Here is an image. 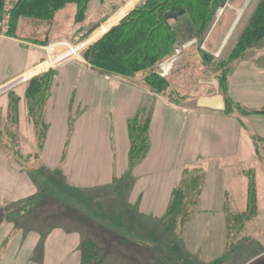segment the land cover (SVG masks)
<instances>
[{
	"label": "crops",
	"instance_id": "0c3cea01",
	"mask_svg": "<svg viewBox=\"0 0 264 264\" xmlns=\"http://www.w3.org/2000/svg\"><path fill=\"white\" fill-rule=\"evenodd\" d=\"M3 41L7 46L0 45V86L22 77L35 65L34 53L24 49L20 52L17 41ZM206 53L204 59L208 61L216 51L210 47ZM250 54L257 68L264 69V47L252 48ZM19 56L26 60L22 63ZM226 65L232 91L240 87L232 76L236 65L229 60ZM88 67L66 62L59 68L51 97L41 114V126L29 112L26 90H17L12 97L17 116L6 123L0 118V133L11 136L10 143H0V208L27 205L32 212L31 202L41 192L43 199L55 205L52 209L56 210L48 214L59 215L48 221L41 218L35 222L32 218L26 225L14 221L5 227L0 250L8 248L0 253V264H83L86 241L99 248V260L96 259L100 264H111L114 249L108 239L125 249L156 254L157 237L144 235L145 225L149 217L158 220L165 216L184 170L203 175L204 185L198 210L183 230L182 243L192 257L204 264L222 260L227 248L226 208L229 214H236V199H244L248 208V180L243 173L247 170L241 168L246 166L257 171V175L262 172L254 162L243 164L256 155L251 135L256 145L264 142V105L259 107L233 92L220 94L219 84L211 81L202 84L215 88V96L223 97L224 110L183 114L164 104L161 96L153 95L157 102L151 113L150 148L131 177L128 126L131 120L141 117L151 95L123 79L107 80L104 73ZM261 90L257 89L259 93ZM227 102L231 112L227 111ZM4 107L2 104L0 109ZM167 107L175 109L164 111ZM238 108L253 114L244 115ZM248 120L252 130L248 127L249 132L244 133ZM37 125L46 129L40 147ZM229 125L233 142L228 137ZM36 166L39 170H35ZM45 176L55 179L48 181L49 186L53 184L52 192L48 186H43L45 192L40 190L37 177ZM126 176L131 177L130 182ZM242 181L245 184L241 188ZM104 193L111 195L113 201L122 202V210L111 202L97 201V195ZM9 217V213H0V231L3 223H9Z\"/></svg>",
	"mask_w": 264,
	"mask_h": 264
},
{
	"label": "rangeland",
	"instance_id": "374dc122",
	"mask_svg": "<svg viewBox=\"0 0 264 264\" xmlns=\"http://www.w3.org/2000/svg\"><path fill=\"white\" fill-rule=\"evenodd\" d=\"M17 1L18 0H3L0 2V43L2 42L0 45L2 47L7 46V43L3 41L7 39L9 41L12 40L13 44L17 41V47L20 52L24 49L34 53L35 65L27 74L25 73L22 77L12 79L3 86H0V106L2 104L5 105L2 110L0 109V118L5 123L12 119V116H14V118L17 116L15 109L17 105L15 106L12 103V97L16 93L15 91L18 90L24 93L26 90L25 92L28 95V91L34 79L45 76L50 80L49 93L45 91L41 93L43 100L39 103L42 107V114L51 97L52 89L56 84L55 79L58 77V70L66 62L87 64L89 66L88 68L98 71L99 69L87 60L89 48L104 39L113 29L120 26L134 10L142 6L146 0H89L87 3H83V6L70 0L66 4H61L55 12L51 11V13L46 15H35L33 10L29 9L20 10L19 13L16 11L14 14L17 15V18L14 19L11 13L12 10L15 9L14 7ZM262 2L263 0H222L211 16L209 25L202 33L195 31V25L191 22L186 21L180 24L178 29L181 32V45H177L173 52L163 58L162 61L158 62L155 69L156 74L165 80L167 85V89L163 88L160 94H156L151 89L150 84L152 79H148V72L146 71H141L134 77L99 71L106 75L105 77L107 80L111 78L123 79L129 84L136 85L138 88L140 87L144 89V91L147 90L149 92L152 98L148 96V104L146 108L141 110V116L151 115L153 112V108L156 106L157 102L156 99H153V95L161 96L164 100V104L172 105L176 107L179 112L188 114L202 112L201 110H204L195 108L196 102L199 99L213 98L215 96V88H210L208 85L202 83L211 81L217 82L220 86V78L224 76L223 72L227 66L226 61L229 60L236 65L237 71L232 76L234 79H238V83L235 82V84H238L240 87H235V89L231 91L229 90L228 82H226V84H222V87H220V94L227 95L229 92H233L242 98L248 99L249 101L251 100L252 103L259 107L263 106L264 69L257 68L258 65H256L257 63L254 62L250 54L252 48L247 49L240 56L234 54ZM84 6L86 7L85 15L79 18L81 7ZM128 6H131V8L123 14L117 24L112 25V22L121 16V13H123ZM99 32L103 33L101 38L90 43L86 47V44ZM258 45L260 46L255 47H264V41H261V44ZM8 46L10 47L11 45L8 44ZM69 47H84V49L80 51L79 56L63 60L70 52ZM210 47L216 51V54L215 57H210V60L207 61L204 59L206 56L205 53ZM254 52L255 50H253V53ZM19 60L23 63L26 59L19 56ZM45 64H49L51 67L26 78L30 72H34ZM166 69L168 74L162 77L160 74H164ZM258 88L259 90L262 89L261 93L257 91ZM227 105L228 110L231 112L233 109L230 103L227 102ZM174 107L169 108L175 109ZM169 108L163 109L164 111H170ZM240 110H243L240 113L246 115L244 113L246 110L242 108H240ZM249 113L253 114L252 112ZM259 117L262 116H258V118ZM33 119V121H35V118ZM249 120L244 124V133L248 131V127H252V123ZM173 122L176 126L180 127V123L175 122L174 119ZM39 123L41 124V122ZM231 127L232 126L229 125L227 132L228 137L231 138L230 141L233 142L234 137L231 136L229 131ZM35 131L37 142H39L40 147L41 142L45 139V135L44 132H42V127H38V125ZM174 131L176 132L177 128H174ZM245 138L249 139L248 137ZM251 138L256 146V155H253L252 160L245 159L244 162L246 163L243 165L254 162L260 166L258 170L262 172L257 175V171H252V169L250 170V168H246V166H243L241 169H243V171L247 170L243 172L245 179L248 180L247 197L249 199V197L253 198L256 195V199H253L256 201L257 207L255 210L252 209L251 217H249L248 221L244 224L235 223L226 208V255L222 260L213 264H264V142L257 143V146L252 135ZM10 139L11 136L9 134L0 133V143H10ZM143 160H141V162H143ZM140 163L132 168L130 167V172H128L129 176L132 177L134 169ZM35 170H39V167L36 166ZM187 174V170H184L182 180ZM129 176H126L128 182L131 181V177L129 179ZM46 177L47 176L37 177L40 190L45 192L43 186H48L50 188L49 192H52L53 189L51 185L53 184L49 186L48 181L55 179L52 177H48V179ZM55 178H58V176L55 175ZM245 182L247 186V181ZM244 184V181H242L240 187L242 188ZM112 198L111 195L108 196L104 193L102 196L98 194L96 199L97 201L100 200L102 204L111 202L110 205H114L118 210H122V202H118L117 200L113 201ZM171 200L172 197L170 202ZM112 202H115V204H112ZM31 203H34V205L31 206V208L33 207L32 212L26 208L27 205L16 208L10 204L6 205L4 208H0V213L2 212V215L9 213L10 216L9 220H6L9 223H3L4 227L2 231H0V237L5 233L3 232L6 230L5 227L10 223L15 224V222H18L21 225H26L28 220L30 221L32 218L35 222L38 220L40 221L41 218L48 221L53 218V215H57L48 214L49 211L53 212V210H56L55 207L52 209L55 205L54 202L49 201V199H43L41 192L37 194ZM235 203L236 208L233 209L236 214L234 215L243 214L242 212L246 210V201L244 199H236ZM247 212L248 208L244 213ZM194 214L183 222L180 220L178 224L172 227L163 221L164 217L158 220H152L150 217L147 219V224L145 225L146 232L144 235L152 234L157 237L156 241L159 244L154 248L156 254L149 250L144 252L134 248L125 249L108 239V242H110V244L112 243V249H114L113 262H111V264H204L197 258L192 257L188 253L185 244L182 243L183 230L187 224L192 221V218L195 216ZM198 221H200V217L197 222ZM93 232H95V230H93ZM85 234H87V232ZM98 235L107 240L106 236L100 233H98ZM5 247L8 248V246ZM6 248L4 249L5 251ZM4 250L1 249L0 253L4 252ZM9 254H12L11 251Z\"/></svg>",
	"mask_w": 264,
	"mask_h": 264
},
{
	"label": "trees",
	"instance_id": "16d2710c",
	"mask_svg": "<svg viewBox=\"0 0 264 264\" xmlns=\"http://www.w3.org/2000/svg\"><path fill=\"white\" fill-rule=\"evenodd\" d=\"M68 1L70 0H18L11 15L16 19L17 15L14 14L16 11L19 13L20 10L27 9L33 10L35 15H46L51 11L55 12L61 4H66ZM71 1L83 6V3L89 0ZM220 2L222 0H146L120 26L89 48L87 60L104 73L134 77L139 72L146 71L148 79H152L151 89L156 94H160L163 88L167 89V85L166 81L156 74L155 69L158 62L181 44L179 25L186 21L191 22L195 25L194 30L202 33L209 25L211 16ZM81 8L79 18L80 16L82 18L86 11L85 6ZM166 14L180 16L177 20H167ZM261 41H264V0L234 54L240 56L249 48L259 47L258 44H261ZM223 73L224 76L220 78V87L227 82L226 68ZM49 85L50 80L47 77L36 78L28 91L30 114L38 125L41 122L42 107L39 103L43 100L41 93L43 91L49 93ZM244 113L249 114V112ZM150 126L151 115L137 117L129 122L131 168L140 163L149 151ZM45 131L43 126L42 132ZM187 172L179 187L174 190L170 206L163 218V221L171 227L178 224L180 220L185 221L196 212L203 189L204 176L197 171ZM253 198L256 199V195ZM253 198L248 199L247 213L230 214L235 223L244 224L251 217L252 209L255 210L257 207ZM98 254H100L99 248L91 241H86L83 264H100Z\"/></svg>",
	"mask_w": 264,
	"mask_h": 264
},
{
	"label": "water",
	"instance_id": "95a60500",
	"mask_svg": "<svg viewBox=\"0 0 264 264\" xmlns=\"http://www.w3.org/2000/svg\"><path fill=\"white\" fill-rule=\"evenodd\" d=\"M180 15L166 14L165 18L167 20L175 19L177 20ZM197 109L204 110H224L225 104L224 99L221 95H217L213 98H201L196 102Z\"/></svg>",
	"mask_w": 264,
	"mask_h": 264
},
{
	"label": "bare ground",
	"instance_id": "6f19581e",
	"mask_svg": "<svg viewBox=\"0 0 264 264\" xmlns=\"http://www.w3.org/2000/svg\"><path fill=\"white\" fill-rule=\"evenodd\" d=\"M130 8H131V6H128V7L123 11V13H121V16H119L115 21H113V22L111 21V22H112V25L117 24V23H118V20H119V19L123 16V14H125ZM102 34H103L102 32H99L95 37L92 38L91 41H89V42L86 44V47H87V45H89L90 43H93V42L99 40V39L101 38V35H102ZM180 45H181V44H180ZM83 49H84V47H83ZM67 59H68V57H65L63 60H67ZM49 67H51L49 64H45V65L41 66L39 69L35 70L34 72H30V73L26 76V78L31 77L32 75H34V74H36V73H38V72L44 71V70H46V69L49 68ZM167 72H168V71H167ZM259 190H260V189H259ZM263 198H264V196H263ZM263 203H264V199H263Z\"/></svg>",
	"mask_w": 264,
	"mask_h": 264
},
{
	"label": "built area",
	"instance_id": "2783aa9c",
	"mask_svg": "<svg viewBox=\"0 0 264 264\" xmlns=\"http://www.w3.org/2000/svg\"><path fill=\"white\" fill-rule=\"evenodd\" d=\"M69 50H70V52H69V54H68V58H71V57H77V56H79V54H80V51H82L83 50V48H71V47H69ZM178 55H180V54H178ZM168 73H167V69L165 70V72H164V74H160L162 77L163 76H165V75H167Z\"/></svg>",
	"mask_w": 264,
	"mask_h": 264
}]
</instances>
